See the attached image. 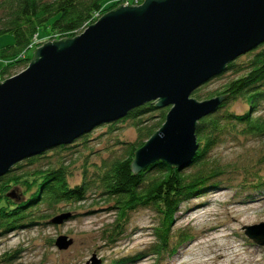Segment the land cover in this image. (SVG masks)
Segmentation results:
<instances>
[{"label": "water", "instance_id": "1", "mask_svg": "<svg viewBox=\"0 0 264 264\" xmlns=\"http://www.w3.org/2000/svg\"><path fill=\"white\" fill-rule=\"evenodd\" d=\"M263 44L264 0H144L105 13L75 38L45 43L25 70L0 83V177L151 102L170 109L131 170L157 162L181 170L198 151L197 123L228 98L191 95ZM241 230L264 247V222ZM72 243L59 236L54 247Z\"/></svg>", "mask_w": 264, "mask_h": 264}, {"label": "trees", "instance_id": "2", "mask_svg": "<svg viewBox=\"0 0 264 264\" xmlns=\"http://www.w3.org/2000/svg\"><path fill=\"white\" fill-rule=\"evenodd\" d=\"M114 1L117 0H0V38L5 35L13 37V44L0 48V79L4 81L17 75L11 74L15 69L24 66L23 71L28 67L33 57L28 58L26 53L30 46L39 47L32 45L34 39L40 37V31L48 29L49 32L44 33L55 36L57 41L75 38L94 24L96 14L102 10H105V14L123 6L125 2ZM126 1L133 3L130 6H139L144 0L138 3ZM246 56L249 59L243 64L234 61L225 71L245 73L229 81L223 91L211 97L225 95L227 100L214 114L197 123L195 135L199 147L190 162L192 172H180L183 168L178 170L161 162L137 174L132 172L135 152L165 121L164 111L156 109L155 102L147 103L114 123L132 120L138 138L134 143L127 144L119 155L111 152L109 158L101 159L98 164L93 163L90 181L85 178L89 175L85 169L82 172L83 181L69 185L68 179L73 172L70 164L67 165L59 155L62 151H69L67 149L75 143L26 159L0 177V236L44 225V210L58 216L62 215L61 211L57 212L62 209L61 205L71 206L86 196H105L106 203L112 204L113 209H110L116 212L115 220L107 226L109 231L105 233L108 244H114L125 234L131 212L140 208L153 210L159 220L158 227L154 229L156 243L151 244L143 255L155 256L157 264L166 254L175 253L194 237L184 230L171 234L182 205L204 193L215 192L222 181H230L238 171L242 173L238 187L251 191L264 189V148L259 161L245 169L235 163H222L209 154L225 137L264 140V116L257 114L259 104L264 102V44ZM235 98L248 106L246 113L236 114L226 109L228 102ZM154 113L160 114L161 120L151 126H142L146 118ZM86 135L80 137L82 142H87ZM49 157L52 159L46 163L43 159ZM247 170L252 172L246 174Z\"/></svg>", "mask_w": 264, "mask_h": 264}, {"label": "rangeland", "instance_id": "3", "mask_svg": "<svg viewBox=\"0 0 264 264\" xmlns=\"http://www.w3.org/2000/svg\"><path fill=\"white\" fill-rule=\"evenodd\" d=\"M44 32L40 31L35 45L41 47L45 43L57 41L55 36H47ZM11 44L12 36L5 35L0 38V48ZM35 48L36 46L31 49L29 47L30 50L26 53L28 58L33 57ZM246 55L235 61L243 64L249 59ZM23 68L24 66L15 69L11 74H18ZM244 73L245 71L237 74L224 72L198 88L191 98L196 101L211 98L223 91L229 81ZM169 109L170 107H166L159 110L166 115ZM226 109L242 114L249 108L241 99L235 98L228 102ZM257 114L264 116V102L259 104ZM160 120V114L154 113L146 118L142 126H151ZM116 122L94 128L87 134V142H82V138H79L73 142L74 146L69 145L73 146L67 149L69 151L61 152L60 158L67 165L70 164L73 172V176L68 179L69 185L80 184L84 179L82 172L85 169L89 174L85 178L90 181L93 163L98 164L101 159L109 158L111 152L119 155L127 144L137 140L138 135L132 120L126 119L114 124ZM263 148L262 139L225 137L209 154L222 163H235L245 169L259 161ZM48 155L52 154L48 152ZM51 157L43 160L48 163ZM183 170L192 172V163L180 172ZM246 172L249 174L252 170ZM241 174L238 171L230 181H222L215 192L204 193L182 205L171 228V234L184 230L194 237L175 253L166 254L157 264H264V247L254 245L241 230L243 226L264 222V189L251 191L238 187ZM61 207L57 212L70 215L61 225H53L51 220L57 215L44 210V223L41 222L44 225L1 235L0 264H86L93 257L100 264H155L158 260L150 254L143 255L151 244L156 243L154 229L158 227L159 220L153 210L140 208L131 212L125 234L114 244H108L105 233L109 231L107 226L115 220L116 212L111 210L112 204L106 203L105 196H86L71 206ZM59 236H66L73 241L65 251H58L54 247Z\"/></svg>", "mask_w": 264, "mask_h": 264}, {"label": "built area", "instance_id": "4", "mask_svg": "<svg viewBox=\"0 0 264 264\" xmlns=\"http://www.w3.org/2000/svg\"><path fill=\"white\" fill-rule=\"evenodd\" d=\"M119 1V0H118ZM135 1V3H138L140 0H134ZM133 3H130L129 1H126L125 0V2H124V4H123V6H128V5H132ZM101 16V13H99V14H96L95 16H94V21L95 20H97L99 17ZM36 41H37V37L34 39V41H33V45L32 46H34L35 44H36ZM32 47L30 46V49H31Z\"/></svg>", "mask_w": 264, "mask_h": 264}, {"label": "bare ground", "instance_id": "5", "mask_svg": "<svg viewBox=\"0 0 264 264\" xmlns=\"http://www.w3.org/2000/svg\"><path fill=\"white\" fill-rule=\"evenodd\" d=\"M128 6H130V5H128ZM101 16H102V15H101ZM101 16H100V17H101ZM100 17H99V18H100ZM99 18H98V19H99ZM98 19H97V20H98ZM97 20H95L94 23H95ZM37 48H39V47H36L35 50H36ZM68 218H69V217H68ZM68 218H67V219H68ZM67 219H65V220H67ZM65 220H63V222H64ZM63 222H62V223H63ZM62 223H61V224H62ZM61 224H60V225H61Z\"/></svg>", "mask_w": 264, "mask_h": 264}]
</instances>
